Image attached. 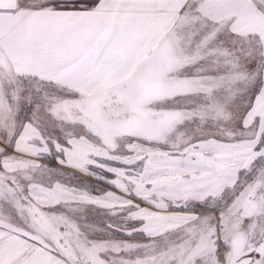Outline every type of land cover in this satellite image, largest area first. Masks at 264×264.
I'll list each match as a JSON object with an SVG mask.
<instances>
[{"label":"snow or ice","instance_id":"snow-or-ice-1","mask_svg":"<svg viewBox=\"0 0 264 264\" xmlns=\"http://www.w3.org/2000/svg\"><path fill=\"white\" fill-rule=\"evenodd\" d=\"M0 264H264V0H0Z\"/></svg>","mask_w":264,"mask_h":264}]
</instances>
